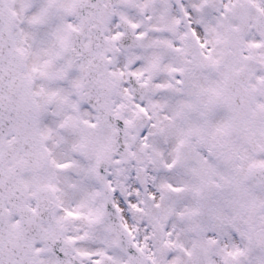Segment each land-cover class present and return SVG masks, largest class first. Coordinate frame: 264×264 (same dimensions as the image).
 Instances as JSON below:
<instances>
[{"label": "snow or ice", "instance_id": "snow-or-ice-1", "mask_svg": "<svg viewBox=\"0 0 264 264\" xmlns=\"http://www.w3.org/2000/svg\"><path fill=\"white\" fill-rule=\"evenodd\" d=\"M0 264H264V0H0Z\"/></svg>", "mask_w": 264, "mask_h": 264}]
</instances>
